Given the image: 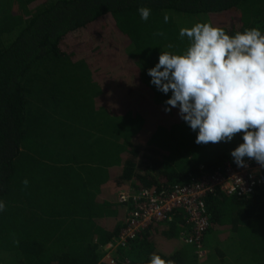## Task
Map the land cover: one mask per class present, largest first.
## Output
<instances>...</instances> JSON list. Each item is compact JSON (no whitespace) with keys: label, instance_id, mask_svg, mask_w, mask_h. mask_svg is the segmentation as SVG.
I'll list each match as a JSON object with an SVG mask.
<instances>
[{"label":"trees","instance_id":"1","mask_svg":"<svg viewBox=\"0 0 264 264\" xmlns=\"http://www.w3.org/2000/svg\"><path fill=\"white\" fill-rule=\"evenodd\" d=\"M197 22L264 32V0H0V264H148L152 253L200 263L182 211L100 263L134 207L117 193L167 191L200 165H236L240 134L196 144L147 75L160 51L186 48L179 30ZM204 204V263L264 264V184L244 197L217 187Z\"/></svg>","mask_w":264,"mask_h":264},{"label":"clouds","instance_id":"2","mask_svg":"<svg viewBox=\"0 0 264 264\" xmlns=\"http://www.w3.org/2000/svg\"><path fill=\"white\" fill-rule=\"evenodd\" d=\"M137 11L142 21L149 19L150 8ZM179 36L187 38L186 48L179 54L160 51L158 62L147 70L159 92L171 93L164 111L178 109L198 145L228 143L239 133L242 142L229 153L234 163L245 167L249 158L264 168V32L246 28L229 35L197 22L181 28ZM4 209L0 200V212ZM148 264L175 261L152 253Z\"/></svg>","mask_w":264,"mask_h":264},{"label":"built area","instance_id":"3","mask_svg":"<svg viewBox=\"0 0 264 264\" xmlns=\"http://www.w3.org/2000/svg\"><path fill=\"white\" fill-rule=\"evenodd\" d=\"M245 167L226 163L223 169L208 172L200 165L197 173L192 174L183 184H174L169 190L152 193L143 189L134 194L128 191L117 193V201L128 202L132 199L134 207L127 211L124 226L117 237L104 246L101 262L112 263L113 252L124 246L152 223L170 221L176 211H182L189 230L184 235V243H194L199 264H205L206 250L201 243L208 228L204 198L218 187L227 194L238 197L248 196L257 185L264 184V168L254 160L246 158Z\"/></svg>","mask_w":264,"mask_h":264},{"label":"rangeland","instance_id":"4","mask_svg":"<svg viewBox=\"0 0 264 264\" xmlns=\"http://www.w3.org/2000/svg\"><path fill=\"white\" fill-rule=\"evenodd\" d=\"M82 45L88 47V50H86V51H87L86 53L90 52V48H89V46H90V42H89V41H85V42H83ZM121 65H122V64L120 63V59H119V60H118V65H117V66L121 67ZM115 73L118 74V75H120L123 79H125V78L128 76V75H126V76L123 77V75H125L126 71H118V70L115 69ZM110 86L113 87V84L110 83ZM116 88L119 89V92H118L119 96H121V97H125V96H127V97L130 99V95L128 94V91H129L130 89H129L128 87H126L124 84H121V85L118 84L117 86H115V87L113 88V90H114V91H117ZM136 92H137L136 90H132V93H133V94H135ZM112 191H114V190H112ZM105 192L108 193V191H105ZM103 197H104V196H103ZM206 252H208V250H206ZM206 258H207V253H206ZM205 264H207V263H205Z\"/></svg>","mask_w":264,"mask_h":264}]
</instances>
